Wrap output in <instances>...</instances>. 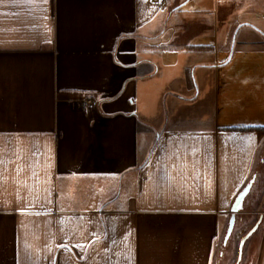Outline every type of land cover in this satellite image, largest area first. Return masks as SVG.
<instances>
[{"label": "crops", "instance_id": "obj_1", "mask_svg": "<svg viewBox=\"0 0 264 264\" xmlns=\"http://www.w3.org/2000/svg\"><path fill=\"white\" fill-rule=\"evenodd\" d=\"M262 165L264 0H0V264H264Z\"/></svg>", "mask_w": 264, "mask_h": 264}, {"label": "rangeland", "instance_id": "obj_2", "mask_svg": "<svg viewBox=\"0 0 264 264\" xmlns=\"http://www.w3.org/2000/svg\"><path fill=\"white\" fill-rule=\"evenodd\" d=\"M163 102H164V100H163ZM264 168V166L262 165V168L261 169H263ZM260 173V176H262V177H264V169L262 170V172H259ZM261 177V178H262ZM254 190L256 191V193L258 192L259 194H257V199L255 198V197H253L252 196V193H251V196H252V200L254 201V200H256L257 202H255L254 204H250V203H248V204H246V206L248 205V207H252V208H254L255 209V213H253V215L255 216V215H258L259 214V212L258 211H261V212H263L264 211V181L263 180H260L259 182L257 181V183H256V185H255V187H254ZM255 196H256V194H255ZM247 202V201H246ZM246 206H245V208H246ZM262 214V213H261ZM259 216V215H258ZM239 218V217H238ZM249 217H247V219H248ZM246 232V231H245Z\"/></svg>", "mask_w": 264, "mask_h": 264}, {"label": "built area", "instance_id": "obj_3", "mask_svg": "<svg viewBox=\"0 0 264 264\" xmlns=\"http://www.w3.org/2000/svg\"><path fill=\"white\" fill-rule=\"evenodd\" d=\"M83 106L85 108H95L97 106V101L94 100V99H86L84 102H83Z\"/></svg>", "mask_w": 264, "mask_h": 264}, {"label": "trees", "instance_id": "obj_4", "mask_svg": "<svg viewBox=\"0 0 264 264\" xmlns=\"http://www.w3.org/2000/svg\"><path fill=\"white\" fill-rule=\"evenodd\" d=\"M240 129H242V128H240Z\"/></svg>", "mask_w": 264, "mask_h": 264}]
</instances>
